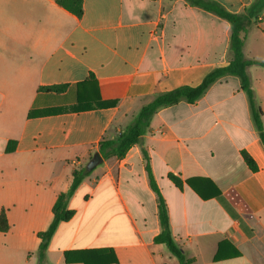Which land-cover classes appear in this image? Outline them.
I'll return each instance as SVG.
<instances>
[{"label": "crops", "instance_id": "1", "mask_svg": "<svg viewBox=\"0 0 264 264\" xmlns=\"http://www.w3.org/2000/svg\"><path fill=\"white\" fill-rule=\"evenodd\" d=\"M211 1L231 13L252 2ZM82 7L77 18L56 0H0V211L9 226L0 232V264H108L96 250H112L114 264H178L154 242L157 197L140 145L122 159H102L81 181L68 202L73 216L58 225L42 260L37 235L72 171L102 139H115L156 96L196 87L228 65L230 26L183 0H83ZM261 50L264 14L244 58L264 61ZM246 71L264 114V67ZM51 86L66 89H41ZM96 99L115 105L71 110ZM46 110L53 112L40 115ZM142 147L171 235L191 264H264V144L236 77L215 82L194 104L159 109ZM170 174L192 179L206 199L186 184L177 188ZM215 190L227 207L210 197Z\"/></svg>", "mask_w": 264, "mask_h": 264}, {"label": "trees", "instance_id": "2", "mask_svg": "<svg viewBox=\"0 0 264 264\" xmlns=\"http://www.w3.org/2000/svg\"><path fill=\"white\" fill-rule=\"evenodd\" d=\"M183 1L191 7H195L211 13L229 24L230 37L228 49L230 54V61L228 65L212 70L196 87L181 86L174 90L156 96L150 103L143 106L139 110L131 123L115 139H102L98 143V153L102 159H122L132 146H141V153L143 156V160L145 161V170L147 172L149 186L157 197V213L160 233L154 238V242L164 245L169 254L177 260L178 264H191L193 260L186 256L182 248L177 245L171 235L166 204L151 173L147 151L142 147V136L147 132L153 115L159 109L174 105L182 101L189 104H194L215 82L225 77H236L240 82L241 90L247 98L253 124L258 132L262 144H264V124H262L261 120L262 115L264 114H262L261 107L255 99L253 90L251 88V82L246 71L247 68L252 65L264 67V61L247 60L243 55V48L248 33L254 27H258V25L261 23V15L264 14V0H252L251 4L245 7L240 13H231L217 2L211 0ZM56 3L71 14L75 15L77 18H80L83 14V0H56ZM41 89L53 93H62L66 89V86H51ZM114 105L115 102H103L99 99L86 103H80V101H77V106H75L71 110L79 111L92 108L100 109ZM52 112L53 111L46 110L41 112L40 115H46ZM29 116L34 115L32 114V112H29ZM242 158L251 171H257L255 162L246 152H242ZM90 173L91 171L87 172L85 170V167L74 169L71 173L72 179L69 188L66 192H62L57 195L52 207V221L44 232H41L37 235L40 241L37 250L40 260L44 258L45 251L47 250L48 244L58 225L60 223L68 221L73 216V211L68 209L69 199L76 191L81 181ZM168 178L177 188H181L183 184H186L201 199H206V196H204L194 185L192 179L183 182L177 176H174L172 174L168 175ZM210 197L217 198L225 207H227L225 201L220 196V193L217 190H215L213 195ZM8 228L9 226L7 224L5 213L3 210H1L0 232L4 233L8 230ZM94 252L107 255L108 264L116 263V258L112 250H96ZM235 255L237 256L238 253H236ZM221 259L222 257L219 255V253H217V255H215L214 257V261H219ZM65 261L68 262L67 254H65ZM81 263L87 264L86 262Z\"/></svg>", "mask_w": 264, "mask_h": 264}, {"label": "water", "instance_id": "3", "mask_svg": "<svg viewBox=\"0 0 264 264\" xmlns=\"http://www.w3.org/2000/svg\"><path fill=\"white\" fill-rule=\"evenodd\" d=\"M102 162V158L99 155V153H95L93 154V156L91 157V159L86 163L85 165V170L87 172L92 171L96 166H98L100 163Z\"/></svg>", "mask_w": 264, "mask_h": 264}, {"label": "rangeland", "instance_id": "4", "mask_svg": "<svg viewBox=\"0 0 264 264\" xmlns=\"http://www.w3.org/2000/svg\"><path fill=\"white\" fill-rule=\"evenodd\" d=\"M251 48H252V47H251V45H250V46L248 47L247 53H249V52L251 51ZM261 52H264V51L261 50ZM257 70H259V69H257ZM84 166H85V164H84ZM84 166H83V167H84ZM80 168H82V167H80Z\"/></svg>", "mask_w": 264, "mask_h": 264}]
</instances>
